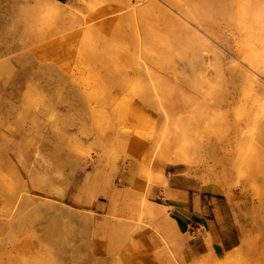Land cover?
<instances>
[{
    "label": "rangeland",
    "instance_id": "374dc122",
    "mask_svg": "<svg viewBox=\"0 0 264 264\" xmlns=\"http://www.w3.org/2000/svg\"><path fill=\"white\" fill-rule=\"evenodd\" d=\"M14 1L0 0V264H212L208 242L222 262L232 256L226 264H264V33H248L250 16L264 11V0H183L190 17L165 0H155L201 35V41L189 46L214 66L198 70L193 78L169 71L185 89L167 99L182 109L181 139L169 148L185 151L187 162L168 166L162 161L157 168H163L170 188L172 179L183 180L191 200L201 196L211 203L209 219L217 221L216 236L207 228H184L167 245L156 219L143 218L129 237L114 220L137 221L130 200L139 189L136 184L148 177L143 165L158 131V116L136 108L129 85L122 98L129 110L118 106L109 112L112 125L88 124L84 132L91 133L90 139L70 126L66 132L83 141L59 140L45 128L41 108L45 86L56 80L47 70L45 46L70 42L79 30L74 21L45 18L44 24L33 0H19L32 23L14 11ZM112 8V0H76L75 15L90 21ZM186 33L180 34L183 41ZM169 54V61L182 64L192 51L185 57ZM71 57L65 61L67 68L73 67ZM25 96L39 101L30 106L22 100ZM116 128L127 129L135 140H105ZM36 173L46 176L51 188L34 183ZM151 186L150 200L167 206V188ZM90 188L93 202L86 194ZM79 195L77 208L93 213L94 219H61L63 205L76 206ZM23 196L53 203L27 204ZM167 212L176 218L173 210Z\"/></svg>",
    "mask_w": 264,
    "mask_h": 264
},
{
    "label": "bare ground",
    "instance_id": "6f19581e",
    "mask_svg": "<svg viewBox=\"0 0 264 264\" xmlns=\"http://www.w3.org/2000/svg\"><path fill=\"white\" fill-rule=\"evenodd\" d=\"M165 1L190 17L188 11L183 8L185 6L183 0ZM112 3L114 5L112 11H104L107 15L88 21L85 18L76 17V0H69L65 3L55 0H33L32 7L39 12L44 24L45 18L74 21V26L76 25L74 29L79 30L70 42L57 46H45V58L50 60L46 62L47 70L50 72V78L56 79L53 84L45 86V102L41 105V108L45 110V128L55 132L59 140L78 144L83 139L66 132L68 127L77 126L81 136L90 139L91 133L84 132L88 124L101 126L109 123L112 125L113 121L108 118L109 112L117 109L118 106L122 110H129V106H126L122 98H126L125 89L131 85L128 94L136 100L134 103L136 108L151 110L158 116V131L150 140L151 153L145 165L142 164L143 172L148 177L145 181L136 184L139 189L133 191L134 197L130 200V204L135 206L133 215L137 217V221L114 217L115 226L117 225L118 229L120 228L129 237L142 223L143 218L156 219L160 221L157 229L163 234L167 245L174 237L181 234V229L186 228L181 220L171 217L167 211L187 207L189 201L188 193L171 189L167 185L163 168H157V164L162 161L168 166L182 165L187 162L185 151L181 149L172 151L169 148L170 144H175L181 139L178 121L182 109L181 106L173 105V101L167 99L175 96L178 91H185L172 80L169 71L173 69L187 78H193L198 75V70L205 67L214 68L213 60L204 58L203 52L197 47L189 46L193 45V40L201 41V35L189 29L188 23L178 15L175 16L171 11L160 7L157 1L112 0ZM13 5L16 13L34 22L28 16V8L21 7L19 0H15ZM106 16L109 17L104 21L103 18ZM263 16L264 11L250 16L252 20H249V23L252 24V28L248 30V33L258 37L262 36L264 33ZM253 28L254 31H252ZM182 31L187 32L185 41L182 39L184 34L180 36ZM176 33L178 34L175 35ZM38 37L43 38L44 36L38 35ZM172 38L179 42L181 49H176L177 45L173 44ZM172 49L175 51H171ZM187 50H191L192 55L186 62L177 64L176 61H169L170 52L174 55L176 53L179 57H185ZM68 56H74L71 57L72 68L64 66ZM22 100L24 103L28 101L30 106L33 102L36 105L39 101L35 97L27 99L26 96L22 97ZM173 117L176 120H173ZM205 135L207 136L208 133L205 132ZM242 137L247 139L245 136ZM92 139H96L94 134H92ZM104 139L122 144L134 141L135 137L127 129L116 128ZM49 140V136L46 135L45 141L49 142ZM34 183L51 188L49 179L41 173L35 174ZM154 183L167 188L169 192L167 206L150 200L151 184ZM174 193H177L175 198ZM86 194L90 202L96 200L91 188ZM127 194L131 195L132 192L128 191ZM80 195L76 196V206L63 205L61 219L72 216L94 219L93 213L77 208ZM35 197L23 196L22 199L27 204L33 202L45 204V201L53 203ZM194 201L196 207L199 208V197H196ZM103 228L107 230L106 227ZM131 242L134 247H137L134 239ZM207 245L208 258L212 264H219L217 263L219 261L223 264L230 262L232 256L222 262L212 245L209 242ZM167 251L175 261L174 252L170 249Z\"/></svg>",
    "mask_w": 264,
    "mask_h": 264
},
{
    "label": "crops",
    "instance_id": "0c3cea01",
    "mask_svg": "<svg viewBox=\"0 0 264 264\" xmlns=\"http://www.w3.org/2000/svg\"><path fill=\"white\" fill-rule=\"evenodd\" d=\"M55 1H59V0H55ZM62 1L68 2L69 0H62ZM59 2L63 3L61 1ZM184 183L185 182L183 180L176 178L172 179L171 181V185H170L171 189L186 191L189 196L187 207L175 208L172 214H175L176 219L181 220V222L186 228H191L192 230H197V231H200V227L203 229L207 228L212 236H216L214 230L216 229L215 223L217 221L214 222L213 217L209 219V217H211V203H207L208 201L204 202L202 197L199 196L200 199L199 208H197L194 201L195 198L191 200L188 189L184 187ZM213 213L215 215V212ZM222 244L224 248L227 247L226 241H224V243L222 242Z\"/></svg>",
    "mask_w": 264,
    "mask_h": 264
},
{
    "label": "trees",
    "instance_id": "16d2710c",
    "mask_svg": "<svg viewBox=\"0 0 264 264\" xmlns=\"http://www.w3.org/2000/svg\"><path fill=\"white\" fill-rule=\"evenodd\" d=\"M59 1H61V2L65 3V1H62V0H59Z\"/></svg>",
    "mask_w": 264,
    "mask_h": 264
}]
</instances>
